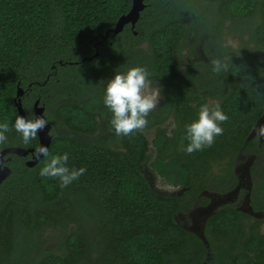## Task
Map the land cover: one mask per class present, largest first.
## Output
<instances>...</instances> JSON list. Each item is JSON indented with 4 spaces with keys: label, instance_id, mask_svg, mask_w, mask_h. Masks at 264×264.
<instances>
[{
    "label": "trees",
    "instance_id": "obj_1",
    "mask_svg": "<svg viewBox=\"0 0 264 264\" xmlns=\"http://www.w3.org/2000/svg\"><path fill=\"white\" fill-rule=\"evenodd\" d=\"M131 2L0 0V123L11 127L19 115L22 87L28 119L36 99L45 106L50 155L68 153L70 169L86 168L61 188L58 179L39 175L48 157L28 167L30 154L11 155V172L0 184V264H264V138L245 144L264 112V0H146L137 34L127 25L103 39ZM234 20L246 38L231 50L222 42L226 21ZM189 38L201 41L204 54L222 60L226 71L216 74L211 61L184 58L187 48L193 55ZM134 66L148 70L160 102L142 131L101 137L106 128L113 131L103 104L107 81ZM204 104H219L229 119L211 147L187 154L185 126ZM144 130L152 131L150 142ZM7 136L0 150L38 145V137L25 145L14 129ZM245 153L263 158L260 169L251 168V205L261 216L226 204L207 218L204 243L175 215L195 200L206 203L197 196L209 188L215 165L228 167L214 178L223 189L214 190L230 189L232 163ZM147 163L178 191L156 192ZM44 228L60 230L57 251L41 247Z\"/></svg>",
    "mask_w": 264,
    "mask_h": 264
},
{
    "label": "clouds",
    "instance_id": "obj_2",
    "mask_svg": "<svg viewBox=\"0 0 264 264\" xmlns=\"http://www.w3.org/2000/svg\"><path fill=\"white\" fill-rule=\"evenodd\" d=\"M210 63L214 73L226 71L227 65L222 60L212 59ZM149 75L146 68L134 66L126 72H116L113 78L107 81L103 104L112 113L110 124L116 136H129L134 132L142 131L148 124L147 117L157 108L160 89H151ZM228 119L219 104L202 105L198 111V118L185 126V139L188 144L184 147V151L192 154L205 147H211L215 138L223 134L224 129L221 125ZM48 124V119L42 115L35 119H26L24 116L17 115L11 127L7 121L0 123V145L7 142V134L12 129L21 135L23 143L27 145L36 139L38 133ZM253 130L259 140L264 138V124H260ZM35 155L37 158L41 155L49 158L40 169L39 175L58 179L61 188L78 180L86 172L84 167L70 169L67 166L68 153L50 155L48 147L40 145Z\"/></svg>",
    "mask_w": 264,
    "mask_h": 264
},
{
    "label": "rangeland",
    "instance_id": "obj_3",
    "mask_svg": "<svg viewBox=\"0 0 264 264\" xmlns=\"http://www.w3.org/2000/svg\"><path fill=\"white\" fill-rule=\"evenodd\" d=\"M244 28V25L242 24V22L238 21V20H234L233 21H226V25H225V35L223 37V42L222 44L224 46L230 47L231 50L237 48L238 43L240 42V36L246 38V32L242 31ZM187 43H191L194 45V50H193V55L192 53H189L187 51V48L185 51H183V56L184 58H188L189 55H191L192 58H196V59H200V60H204L207 64L211 61L209 59V55H205L203 52V49H205V45L201 44V41H199L198 44H195L194 41L192 39H188ZM188 46V45H187ZM190 50V49H189ZM210 54H212V49L210 50ZM190 57V56H189ZM187 61L186 59H183L182 61V72H185L187 70ZM151 89L153 90H159V88L157 87V85H151L150 84ZM161 99V96H160ZM160 99L158 101V104L160 102ZM211 103H213V101H209ZM46 115V114H45ZM104 124L99 123V127L103 126ZM168 128L170 126V123L167 124ZM57 129L60 131H63L64 127H60L57 126ZM143 133L145 134V136L147 137L148 141L150 142L152 139V131L151 130H144ZM114 131H109L107 128L104 131L103 134H101V137L104 136H109L110 138L114 139ZM150 157L152 158L153 156V150L152 147H150ZM252 154L251 153H245L242 154L241 156L237 157L236 160L233 161L232 163V167L233 169L235 167H243L245 165V163L247 162V160L249 159V157H251ZM262 156L260 155V157H254L253 158V163H251V168L252 167H256L260 169V163L262 160ZM228 166L225 165V163H220L218 165L213 166L212 170H211V177H213L210 181H209V188L207 189L208 191H216V192H226L229 189H225L224 191H220V190H214L216 188L219 189H223V184L222 183H218L217 185L214 184V178L220 175H224V173L227 171L226 168ZM145 175L146 178L149 182V184L152 186V188L160 193V194H165V195H171L173 194V192L178 191V187L172 186L170 184H167L159 175H157L155 172H153L150 168V166L148 165V163L145 165ZM206 198L205 196H199V198ZM194 203V202H193ZM193 203L190 206H183L182 210H180V214L184 217L188 216V223H191L190 221L192 220V216L191 213H195V208L193 206ZM249 204V202H248ZM194 219L196 222H199V219L197 216H194ZM260 230L263 232L264 231V221L262 222L261 226H260ZM40 243H41V247H46V248H54L57 251L58 245L60 243V230L58 228H44L41 231L40 234Z\"/></svg>",
    "mask_w": 264,
    "mask_h": 264
},
{
    "label": "water",
    "instance_id": "obj_4",
    "mask_svg": "<svg viewBox=\"0 0 264 264\" xmlns=\"http://www.w3.org/2000/svg\"><path fill=\"white\" fill-rule=\"evenodd\" d=\"M145 1L146 0H132L130 9L126 13H124L118 17L115 25L105 32L103 39L105 37H107L110 33L112 35H116L117 33H120L124 29L125 25H127V24H130V29L132 30L133 34H137V31L135 30V26H136L137 21L139 20L141 12L143 11V9L146 6ZM97 55H98V52L96 51L93 56H97ZM93 56L88 57L87 59L91 60L93 58ZM23 94H24V89L22 87H18L17 92H16L15 106L17 108L18 114L20 116H24L26 119H28V117L26 116V113L23 109V106H22L21 98H22ZM44 111H45V106L43 104H40L39 99H36L34 101V104H33V118L32 119H35V117L41 116V115L46 118ZM260 124H264V112L258 118V120L254 124L253 128L251 129L250 133L246 137L245 144L249 140H251L253 137H255V132L253 129L255 127L259 126ZM51 130H52V124L49 122V124L45 127V129L38 133V136H37L38 137V145L36 148L35 147H27L26 148V147H22V146H18V145H13V146H6L0 150V184L2 181H4L9 176V174L11 172V168L6 163L11 160L12 154H15L18 156H23V157L30 154V158L25 160V165L28 167H33L39 162V160L43 156L41 155L39 158H37L35 155L36 149L40 145H44L46 147H49L51 140H52V137H53ZM262 139H260L259 141L262 142ZM253 158H254V155L249 157V159L245 163L246 173H247L248 179H249V174H250L251 163H253ZM236 169H237V167L235 168V170ZM249 187H250V183H249ZM236 189H237V187L228 193L230 194V193L234 192ZM202 192L206 193V192H208V190H203ZM228 193H226V194L228 195ZM206 207H208V206H206ZM202 213L205 214L206 210L203 211ZM212 213H213V210L209 213V215H211ZM251 214H253L254 216H260L261 215L260 213H257V212H252ZM205 222L206 221L204 218L201 226L197 229H192L191 227L190 228H184L183 227V228L188 230V231L193 232L194 234L199 236L204 241V243H207V240H206L205 235H204Z\"/></svg>",
    "mask_w": 264,
    "mask_h": 264
},
{
    "label": "flooded vegetation",
    "instance_id": "obj_5",
    "mask_svg": "<svg viewBox=\"0 0 264 264\" xmlns=\"http://www.w3.org/2000/svg\"><path fill=\"white\" fill-rule=\"evenodd\" d=\"M127 25L130 27V24H127ZM241 155L242 154H239L238 157ZM29 158L30 157L28 156V159ZM235 168L233 169V171L235 174L236 182L232 184L229 190H227L226 192H220V193L216 191H208L206 193H203L201 191V193L197 196V199L199 196L203 195L206 197L205 199L207 201L204 204L200 203L198 200L194 201L193 206L195 208L194 211L196 214L191 213V216L193 217L192 220L190 221L191 223H188L189 222L188 216L187 217L182 216L179 211L176 213L175 215L176 221L182 228L183 227L184 228L191 227L192 229L199 228L202 224L203 219L205 218V221H206L207 218L210 216L209 213L212 210L214 213L216 210H218L219 208H221L222 206L226 204L235 206L238 209L244 211L245 213L251 216H254L253 214H251L252 212L260 213L259 211L255 210L253 206L251 205V197L254 195L253 182L255 180L254 175L251 172V168H250L249 179L246 173V165H244L243 167L237 166L236 170ZM258 169L259 168H256V170ZM249 183H250V187H249ZM236 187L237 189L234 192L230 194L228 193L231 190L235 189ZM174 193L175 192H173V194ZM226 193H228V195ZM205 210H206V213L203 214L202 212ZM194 216L198 217L199 222L195 221ZM260 216H256V217H260Z\"/></svg>",
    "mask_w": 264,
    "mask_h": 264
}]
</instances>
